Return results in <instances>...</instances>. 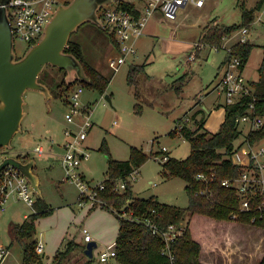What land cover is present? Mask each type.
Here are the masks:
<instances>
[{
	"label": "rangeland",
	"instance_id": "1",
	"mask_svg": "<svg viewBox=\"0 0 264 264\" xmlns=\"http://www.w3.org/2000/svg\"><path fill=\"white\" fill-rule=\"evenodd\" d=\"M66 1L70 0H59V3H66ZM235 1L205 0V4L202 7L190 2L185 8L180 9L176 20L160 19L155 24L154 34L150 37L145 36L147 41L145 40L140 45L139 50L137 49L139 57L136 59V55L133 58L129 56V60L118 71H114L108 65L109 57L118 55V49L112 45L113 35L110 31L88 22L83 24L73 34L72 38L82 44L85 58L104 74L111 77V82L106 93L101 94L93 88L84 86V91L79 98L81 106L90 105V119L93 123V126L88 131L86 140L80 145V149L89 152L88 158L83 160L79 168L87 180H91L93 184H98L107 179L108 156L106 152L100 149L103 143L106 144L110 155L116 159H127L131 153V146H137L147 152L150 157L139 168L136 178L133 179L135 196L139 198L155 196L160 202L180 207H187L189 205V195L186 190L187 181L179 176L166 177L163 169V161L160 159L162 155L157 156V153H154L152 150H157L165 145L169 148L171 155L177 158H185L190 154L191 143L188 140L181 137L180 134L172 136V134L170 135L168 133L170 128L168 117L172 116L175 119L180 116L178 119L180 123H184V125H188L192 129L195 127L196 114L199 112L198 109L195 112V108H198V103H195L193 107L191 105L195 101L197 102V100L201 102L199 96H202V94L200 93L207 88L206 85L208 83L215 84L218 72L217 64L221 56L225 54L226 57L227 51L225 48L213 51L209 60L202 66H199L198 62H193L192 69H194V72L192 73L190 71V79L181 81V78L177 77L189 69L186 58L182 54L168 52L164 49V45H158L157 41L158 39L161 41L168 38L181 39L182 41H188L190 38L194 40L195 37L197 38L199 36L202 26L207 22V19L216 15L226 23L241 22L243 0L237 4ZM255 3L256 0H246L248 7H252ZM248 28H250V33L247 36L256 45L252 49L250 58L244 66L243 74L248 81L252 82L258 76L259 66L264 56V7L257 13L255 21ZM240 34L241 32L239 30L233 32L229 35L232 37L231 39L227 36V39L223 41L226 40V45L228 46L233 45L239 41ZM203 44L205 46L207 45L201 42V40L196 41L192 52L189 54V61L195 60L200 51L197 48H201L204 46ZM29 46L27 41L19 37L15 39V47L19 56L24 55ZM150 50V58H154V60L147 66V72L152 77L159 78L162 82L169 83L174 80L173 83H175L174 86L169 87L165 95H161V100H159V95L156 96V93H149L147 90L142 89V87L130 85L128 82L130 67L134 65L131 62L134 59L137 62H142ZM193 54L196 57L191 58ZM52 67L48 65L44 69L48 74L49 83L50 74L57 75L59 80L64 74V71H59ZM72 75L73 73L67 71L66 78L68 79ZM147 81V84H152V80ZM147 81L145 80L144 88L150 90V87H147ZM187 82L188 84L186 85ZM182 83H184L182 85L184 86L183 89H181L182 86L180 87ZM80 85V83L74 84L64 91L62 95H53L48 100L45 94L40 91H26V102L24 106L26 115L22 121L23 130L18 132L13 138L12 148L0 147L3 157L10 155L24 156L28 154L36 161L34 170L39 176L42 197L53 208L51 214L41 216L42 221L37 226L36 238L39 242L46 243V247L44 244L45 251L39 253L43 257L44 255L47 257L50 254V245H56L60 242L59 246L63 248L66 237L75 239L78 237L81 226L89 228L87 222L90 220L86 217L89 207L82 208L77 204L79 197L77 184L70 180H64L65 168L63 167L61 159L64 149L59 146V143L62 140L64 141L66 127L75 131L80 129L79 124L82 123V115L76 118L73 123H69L65 116L70 110V105L67 100H70L73 91ZM56 87L55 85L52 86V93L54 94L57 91H61V89ZM178 91L181 93L179 94ZM136 92L139 95L138 97L136 96ZM109 94L111 95L112 102L107 97ZM161 94H164V91ZM143 98L147 101L151 100V102L157 99L160 104H157L159 106L155 104L156 107H152L153 105L151 104H145L142 112L137 113L135 109L136 103ZM215 98H217V91L213 90L206 97L205 103L211 106L210 103ZM219 98V102L222 101L224 103V96H220ZM171 100L172 102L174 100V102L169 104ZM171 104L174 105L173 110L171 109L170 111L168 107ZM194 106L196 107L194 108ZM163 107L170 113L166 114L163 112ZM156 108L162 109L159 111ZM224 112V108L222 106L217 107V105L210 115L208 111H205L209 118L208 127L211 131L220 129ZM175 128L180 129L178 123H176ZM239 139L241 140V138ZM52 143L53 147L51 149L50 146ZM260 143H256L255 147L261 146ZM40 146H43L45 149L43 155H40L37 149ZM262 146H264V141ZM247 149L248 145L243 144L236 152V156H234L235 154L233 155L234 160L238 162L247 160ZM49 152H52V155H49ZM30 157L21 159L28 160ZM262 160L264 161V156ZM262 179L264 185V168L262 170ZM33 192L34 196L37 197L38 194L34 189ZM101 209L110 212L113 221H115V217L119 220L111 211L105 208ZM27 212L30 214L33 213L34 208L29 206L24 200L18 199L15 194H12L7 202L1 222L2 241L10 247V250L1 264L23 263L24 247L22 242H13L11 227L14 223L23 222L25 220V213ZM127 212L131 213L132 211L127 210ZM130 213H126V216H131ZM43 217H49L50 219L43 220ZM239 223L242 226L235 225L229 221L210 219L205 216H195L192 226L194 233L201 237L205 243L208 241H206L207 238H210L211 241H216L215 243L206 244L208 249L217 248V251L214 250L217 256L215 258L216 264H264V227L250 223ZM187 224L188 221L183 223L184 226ZM112 225L113 223L111 224L110 221L103 219L100 220V223H94L93 230L90 228L89 230L93 235L104 234L107 240V235L113 229ZM48 230L50 232L47 234ZM238 236L242 238L240 247L233 240V238ZM218 238L219 240H217ZM116 239L117 237H114L111 241ZM107 244L105 243V245ZM94 251V258L97 261L99 260L98 248L96 247ZM237 253L239 255L241 254V256H238L237 259L232 257L233 254ZM228 254L231 256L227 258L228 263H226L224 257L228 256ZM80 255H78V258ZM110 263L116 264L115 258Z\"/></svg>",
	"mask_w": 264,
	"mask_h": 264
},
{
	"label": "trees",
	"instance_id": "2",
	"mask_svg": "<svg viewBox=\"0 0 264 264\" xmlns=\"http://www.w3.org/2000/svg\"><path fill=\"white\" fill-rule=\"evenodd\" d=\"M240 1L238 0V3ZM139 3L138 0L134 2L121 1L118 2V5L139 16L141 13ZM263 6L264 0H256L252 7H248L246 0H243L241 22L208 26L206 32L200 38L201 42L210 46L221 47L225 37L251 25L255 21L257 11L261 10ZM73 34L70 37L66 51L74 54L82 62L89 81L68 80L66 78L67 70L55 66L52 68L64 71L63 77L61 76L59 80L57 75L50 74L49 83L48 74L44 70L39 76L40 81L45 82L52 92V86L54 85L61 89L56 94L53 93L54 96L62 95L72 85L79 83L93 88L101 94L106 93L111 77L104 74L85 58L83 46L79 41L72 38ZM112 45L115 47L117 45L113 36ZM255 45L256 43L251 40L238 41L233 44V48L242 58L243 68L248 62ZM145 66L144 63L134 64L130 67L128 73L130 85H138V79L142 72H145ZM184 79L185 77H182L183 81H185ZM251 86L253 89L252 95H243L232 104H224L225 119L217 132L204 128V117L196 122L199 123L196 129L183 125L179 130L174 128L170 131V135L180 134L191 143V152L187 157L177 158L162 150L157 152V156L168 155V159L163 161L166 177L179 176L187 181L186 190L189 195V205L187 207L160 202L155 196L150 198L136 197L133 190V181L129 179V176L135 170H138L150 155L142 148L131 146V153L127 159H116L110 155L106 144H102L100 149L106 152L108 156V176L103 181L105 188L99 193L101 202L92 206L91 209L100 206L114 213L119 219V234L115 242L116 264H205L201 259L203 245L215 243L216 241L207 238L206 241H208L205 243L201 237L194 233L192 222L195 216H205L206 218L229 221L234 224L241 222L264 227V192L261 190L262 185L258 183V188L252 193L251 207L246 210L241 209L237 189L222 183L225 179L238 178L244 171L243 165L233 161V155L241 147V143H237L242 133L237 121L238 116L246 113L253 114L249 107L250 102H253L254 112L264 119V56L259 66V78L252 81ZM136 96L138 97L137 92ZM140 105V102L136 103L137 109ZM262 139H264V122L259 128L252 129L245 141L255 145ZM17 157L25 159V157L30 156L27 154L24 156L18 155ZM254 169V173L260 176L259 169ZM199 173L204 174L205 178H198ZM118 179L127 182L126 188L122 192L115 189V181ZM33 208L34 212L29 214L23 222L14 223L11 227L13 242H22L24 247L22 264H69L73 253L77 251L81 253V257L77 259L80 262L79 264H111L96 261L94 257L89 258L85 253L86 244L74 239L66 241L64 247L56 252L51 263L44 262L43 256L36 250L38 244L36 221L41 216L51 214L53 208L46 202L45 198L39 195L36 197ZM123 210H131L133 218L125 217ZM144 219H152L160 227H166L170 224L181 227L185 221H188L183 234L171 242L170 248L174 255L173 258L163 252L165 241L158 234L153 233L151 227L142 221ZM207 247L206 245L207 252L212 249ZM72 264H75V262Z\"/></svg>",
	"mask_w": 264,
	"mask_h": 264
},
{
	"label": "built area",
	"instance_id": "3",
	"mask_svg": "<svg viewBox=\"0 0 264 264\" xmlns=\"http://www.w3.org/2000/svg\"><path fill=\"white\" fill-rule=\"evenodd\" d=\"M135 1V0H134ZM133 1V2H134ZM141 13L137 16L134 12L120 7L118 2L104 5L99 10L100 18L103 20L104 29L110 31L116 41V48L118 55H112L108 59V65L114 71H118L120 67L126 63L130 58L137 54V46L135 40L144 34V28L148 18L156 11H160L168 20H175L178 17L180 9L187 3L192 2L198 6H203L205 0H138ZM143 2V4H142ZM59 0H10L7 3L11 24L14 32V41L20 38L27 41L29 45L34 44L42 36L44 29L51 20L56 8L59 6ZM241 32L239 41L245 42L249 40L248 26L239 30ZM230 38V36L228 37ZM227 39V37H225ZM219 50L225 48L227 55L224 61V69L222 71L221 79L219 81V88L225 98V105L232 104L239 100L243 95H252L253 89L251 82L246 79L243 74V61L239 53L236 52L233 45H226V40L223 41L222 46H212ZM195 55H191L193 58ZM84 91V85L78 86L72 93L70 100H67L70 105L69 112L66 113V119L69 123L75 122L76 118L82 115V123L80 129L75 131L69 127L64 131V153L62 164L65 168L64 180L75 182L79 189L80 204H89L91 207L101 202L100 191L105 188V183L102 181L98 184H93L91 180H87L83 172L80 171V166L84 159L88 158L89 152L80 149V145L86 140L89 129L93 126L90 119V105L81 106L80 96ZM253 114L246 113L238 116L237 121L240 124L249 123L251 130L259 128L264 119L258 116L255 112L253 102L249 104ZM189 120V117H188ZM180 128L184 123L177 122ZM246 152L247 160L236 161L234 163L241 164L244 167L242 174L235 179H225L223 184L226 186L235 187L240 196L241 209H250L252 193L258 188V183L262 185L261 190L264 192V185L262 179V170L264 168V146L255 147L250 143ZM39 153H43L44 149L40 146L37 148ZM166 150V147H163ZM236 156V153L235 155ZM0 151V162L3 160ZM162 161L168 159V155L160 156ZM254 167H253V166ZM254 168H258L260 176L254 173ZM136 170L131 173L129 179L135 178ZM198 178H205V175L199 173ZM126 181L118 179L115 181V189L122 192L126 188ZM260 188V187H259ZM12 194L28 203L32 208L36 201L33 188L27 176L17 167L13 165L5 166L0 175V264L9 253V247L2 241L1 222L3 213L6 210L7 202ZM123 215L128 218H133V213L123 210ZM130 213L131 216H126ZM28 216H26L27 218ZM138 220H140L138 218ZM146 225L150 226L153 233L158 234L164 241V253L174 257L171 251V242L178 236L182 235L185 226L181 227L175 224H170L166 227H160L154 220H142ZM84 240L89 242L92 240L90 230L82 227ZM36 250L38 253L44 252V244L38 242ZM116 256L115 243L110 244L105 249L99 252V260L103 263H110Z\"/></svg>",
	"mask_w": 264,
	"mask_h": 264
},
{
	"label": "water",
	"instance_id": "4",
	"mask_svg": "<svg viewBox=\"0 0 264 264\" xmlns=\"http://www.w3.org/2000/svg\"><path fill=\"white\" fill-rule=\"evenodd\" d=\"M0 0V147L12 148L15 135L22 131L26 115L25 93L37 90L47 100L53 96L50 87L40 81L39 76L46 66L64 68L73 73L69 80L89 81L82 62L66 48L71 35L83 24L91 22L104 28L99 10L114 2L134 0H70L56 8L42 36L30 45L24 55L19 56L14 41V32L7 3ZM108 97V96H107ZM111 101V98L108 97ZM35 159L23 160L17 156H5L0 162V175L7 165L20 169L28 178L34 191L42 196L39 176L35 173ZM96 241L86 243L85 253L94 257Z\"/></svg>",
	"mask_w": 264,
	"mask_h": 264
},
{
	"label": "crops",
	"instance_id": "5",
	"mask_svg": "<svg viewBox=\"0 0 264 264\" xmlns=\"http://www.w3.org/2000/svg\"><path fill=\"white\" fill-rule=\"evenodd\" d=\"M190 3V2H189ZM189 3H187L185 6H183L182 8H185ZM235 3L237 4L238 3V0H236L235 1ZM194 4V3H193ZM205 4V3H204ZM196 5V4H195ZM196 6H198V5H196ZM204 6V5H203ZM199 7H202V6H199ZM264 7V6H263ZM262 10V9H261ZM261 10H259V11H257V13L258 12H260ZM257 13H256V15H257ZM178 18V17H177ZM241 18H242V16H241ZM160 19H166L164 16H163V14L160 12V11H156L153 15H151L149 18H148V20H147V23H146V25H145V28H144V34L141 36V37H139V38H137L136 40H135V44H136V46H137V49L139 50V47H140V45L141 44H143L144 42H145V36L147 37H150L151 35H153L154 34V31H155V24L157 23V21H159ZM166 20H168V19H166ZM176 20V19H175ZM171 21H174V20H171ZM222 24V25H226V24H230V23H226V22H223L222 20H221V18L218 16V15H216V16H213L212 18L210 17L209 19H207V22L202 26V29H201V31H200V33H199V36L196 38L195 37V39L194 40H192L191 38L190 39H188V41H182L181 39H176V38H168V39H163V40H161L160 41V39H158V41H157V44L159 45H164V49L165 50H167L168 52H171V53H173V54H182V56L183 57H185L186 58V61H187V64L189 65V69H187L186 71H184V72H182L181 73V75H179L177 78H181V81H183L182 80V77H185V81L186 80H188V79H190V73L192 72H194L193 70L194 69H192V63L193 62H198V64H199V66H202L205 62H207L208 60H209V58L211 57V55H212V53H213V51H216V49H214L212 46H210V45H204V46H202L201 48H197V49H200V51L198 52V55H197V57L195 58V60H191V61H189V54L192 52V49L194 48V46H195V43H196V41L197 40H200V38L203 36V34L206 32V28L208 27V26H213V25H216V24ZM253 24V23H252ZM251 28H252V26H251ZM250 29V28H249ZM250 31V30H249ZM250 33V32H249ZM233 36H236V35H233ZM232 37H230V39H231ZM249 39L251 40V38L249 37ZM140 41H141V43H140ZM147 41V40H146ZM230 41V40H229ZM228 41V42H229ZM155 45H156V43H155ZM197 51V50H196ZM138 52V51H137ZM146 54V53H145ZM196 54V53H195ZM139 57V54L137 53L136 54V59ZM151 57V50H150V52L145 56V59L142 61V62H137L136 61V59H134L132 62H131V64H146V66H145V72L143 71L142 72V74H141V76H140V78L138 79V85L137 86H140V87H142V89H144V90H147L149 93L150 92H154V94L156 93V96H160V98H159V100H161V95H165V93H166V91L169 89V87H172V86H174L175 85V83H173L174 82V80L172 81V82H169V83H166V82H162V80H160L159 78H155V77H152L151 76V74H149L148 72H147V66L154 60V58L152 59V58H150ZM150 58V59H149ZM189 58V59H188ZM192 58V57H191ZM262 60H263V58H262ZM224 61H225V54L223 55V56H221V59L219 60V62H218V64H217V66H218V72H217V80L215 81V84L214 83H208V85H206L207 86V88L206 89H201V90H203L200 94H202V96H199L200 97V100H201V102L199 101L198 102V100H197V102L195 101L194 102V104H192L191 105V107H193V105H195V103L197 104V107L198 108H195L196 106H194V108H195V112L197 111L196 109H198V113L196 114V119H195V121L197 122V121H199V120H201L203 117L205 118V122H204V128L205 129H207V130H209V131H211L210 129H209V127H208V120H209V118L207 117V114L205 113V111L207 112H209V115L213 112V110H214V107L217 105V107L218 106H222L223 108H224V111H225V107H224V104H225V98H224V103L222 102V101H220L219 102V97L220 96H223V94L221 93V91H220V88H219V81H220V79H221V75H222V71H223V69H224ZM260 65V64H259ZM245 68H243V70H244ZM191 71V72H190ZM176 78V79H177ZM258 78H259V73H258V76H257V78L256 79H254V80H258ZM145 80L147 81V80H152V84H147L148 83V81L146 82V84L148 85L147 87H150V90L149 89H145L144 88V84H145ZM188 84V82L186 83V85ZM211 84V85H210ZM151 85H152V87H151ZM182 85V84H181ZM181 85H180V87H181ZM213 85V86H212ZM180 87H178V89L180 88ZM183 87L184 86H182L181 87V89H183ZM200 90V91H201ZM217 91V98H215V100H213L211 103H210V105L211 106H209L208 104H206L205 103V100H206V97H208V94H210V92H212V91ZM163 91H164V94H161V93H163ZM179 92V94L181 93L180 91H178ZM199 93H197V94H199ZM196 94V96L198 97V95ZM199 94V95H200ZM108 97H110L111 98V95L109 94V95H107ZM139 96V95H138ZM155 96V97H156ZM140 98H142V97H140ZM159 100H154V102H151V100H145L144 98L143 99H141V100H138L137 101V103L138 102H140V107L137 109V107L135 108L136 109V111H137V113H141L142 112V109H143V107H144V105L145 104H151V105H153L152 107H156L155 106V104L157 105V104H160V102H159ZM217 101H218V104H217ZM111 102H112V100H111ZM173 102H174V100H173ZM172 102V100H171V102H169V104L170 103H173ZM174 105V104H173ZM173 105L171 104V106L170 107H168V110H170L171 111V109L173 110ZM157 106H159V105H157ZM164 108V107H163ZM157 110H159L160 111V109H162V108H156ZM164 111L163 112H165L166 114H169L170 112L168 111V110H165V108L163 109ZM170 116V115H169ZM182 116V115H181ZM180 117V116H179ZM179 117H177V118H175V119H173V117L172 116H170V117H168L169 118V122H170V128H169V130H168V133L170 134V131L172 130V129H174L175 128V126H176V123H177V121H178V119H179ZM224 119H225V112H224V115L222 116V119H221V123H220V126H221V124L223 123V121H224ZM194 121V122H195ZM199 126V123H196V125H195V127L193 128V129H196L197 127ZM240 129H241V140L239 139V142L238 143H241V146L243 145V144H247V142L245 141L246 140V137H247V135L249 134V132L251 131V126H250V124L249 123H242V124H240ZM218 131V129H215L214 131H212V132H217ZM181 137H183L182 135H180ZM184 138V137H183ZM185 139V138H184ZM263 141H264V139H262L261 141H259V142H261L260 144L261 145H263ZM258 142V143H259ZM248 145V144H247ZM59 146H61L63 149H64V146H63V140H62V142H60L59 143ZM43 149H44V147L43 146H41ZM51 149H52V147H53V143L51 144ZM163 147H166L165 145H163L161 148H159V149H157V150H152V151H154V153H157L158 151H164L165 153H169L170 155H171V152H170V150H169V148L168 147H166V150H163ZM50 149V150H51ZM44 152H45V149H44ZM43 152V153H44ZM43 153H40V155H43ZM50 154L49 155H52V152H49ZM64 153V152H63ZM63 158V154L61 155V159ZM139 172V169L138 170H136V173H135V178H136V174ZM134 178V179H135ZM133 181V180H132ZM77 204L80 206V207H89V209H88V214H87V218L90 220L89 222H87L88 223V226H89V228L91 229V230H93L94 229V223H96V222H99L100 223V220H103V219H106V220H108V221H110V223L112 224L113 223V225H112V228L114 229V231H113V229H112V231H111V233L110 234H108L107 235V240H109V241H107L106 239H105V237H104V234H102V233H100L99 235H93L91 232V235H92V241L94 240V241H96L97 242V248H98V251L100 252L101 250H103V249H105V247L106 246H109L110 244H113V243H115L116 242V240H113V241H111V239H113L114 237H117L118 236V234H119V227H120V223H119V220H117L116 219V217L114 218L115 219V221H113V217L112 216H110L111 215V213L110 212H108V211H103L99 206L98 207H96V208H94V209H91V206L89 205V204H80V202H79V197H78V200H77ZM30 213H25V218H26V216H28ZM114 214V213H113ZM50 217V216H49ZM49 217H47V218H44L43 217V220L45 219V220H49L50 218ZM41 221H42V217H40V218H38L37 219V221H36V228H37V226L38 225H40V223H41ZM235 225H238V226H242L240 223H235ZM82 227L83 226H81L80 228H79V233H78V237L77 238H73L74 240H76V241H78V242H82L83 244H86L87 242L84 240V234H83V232H82ZM88 228V227H87ZM88 228V229H89ZM50 232V230H48L47 231V234ZM36 234H37V232H36ZM240 236H242V235H240ZM240 236H238V237H236V238H233V240L235 241V242H237V245H238V247H240V245H241V241H242V238H240ZM48 237V236H47ZM232 238V237H231ZM70 239H72L71 237H66L65 239H64V241H65V243H66V241L67 240H70ZM38 240V239H37ZM48 240H50V239H48ZM39 242V241H38ZM45 242V241H44ZM110 242V243H109ZM105 243H108L107 245H105ZM45 244V247H46V243H44ZM60 242L58 243V244H56V245H50V254H48V256L47 257H45V255H44V257H43V260H44V262H46V263H51L52 261H53V259H54V256H55V254H56V252L60 249ZM8 246V245H7ZM9 247V246H8ZM9 249H10V247H9ZM95 250V249H94ZM217 251V248L216 247H214V249H210L208 252H207V250H206V245H203V253H202V256H201V259H202V261L205 263V264H216L215 263V258L217 257L216 255H215V251ZM44 251H45V249H44ZM46 254V253H45ZM78 255H80V253H78V251L77 252H75V253H73V255H72V258L70 259V262H69V264H72L73 262H75V264H79L80 262L79 261H77V259H78ZM94 256H95V251H94ZM230 256L231 255H229L228 254V256H225L224 257V260H225V262L226 263H228V260H227V258H230ZM238 256H241V254L239 255L238 253L237 254H233L232 255V257H234V258H238ZM79 257H81V255L79 256ZM81 261H83V259H81Z\"/></svg>",
	"mask_w": 264,
	"mask_h": 264
}]
</instances>
